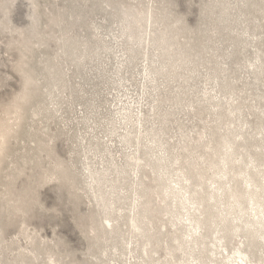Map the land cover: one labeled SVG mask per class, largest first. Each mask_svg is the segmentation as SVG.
I'll list each match as a JSON object with an SVG mask.
<instances>
[{
    "label": "rangeland",
    "instance_id": "rangeland-1",
    "mask_svg": "<svg viewBox=\"0 0 264 264\" xmlns=\"http://www.w3.org/2000/svg\"><path fill=\"white\" fill-rule=\"evenodd\" d=\"M0 264H264V0H0Z\"/></svg>",
    "mask_w": 264,
    "mask_h": 264
}]
</instances>
